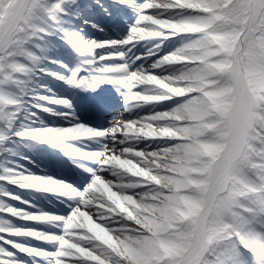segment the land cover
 <instances>
[{
    "label": "snow or ice",
    "instance_id": "obj_1",
    "mask_svg": "<svg viewBox=\"0 0 264 264\" xmlns=\"http://www.w3.org/2000/svg\"><path fill=\"white\" fill-rule=\"evenodd\" d=\"M0 264H264V0H0Z\"/></svg>",
    "mask_w": 264,
    "mask_h": 264
},
{
    "label": "rangeland",
    "instance_id": "obj_2",
    "mask_svg": "<svg viewBox=\"0 0 264 264\" xmlns=\"http://www.w3.org/2000/svg\"><path fill=\"white\" fill-rule=\"evenodd\" d=\"M65 160H67V158L65 157ZM65 167H67V165H65ZM52 207H55V205H52Z\"/></svg>",
    "mask_w": 264,
    "mask_h": 264
}]
</instances>
